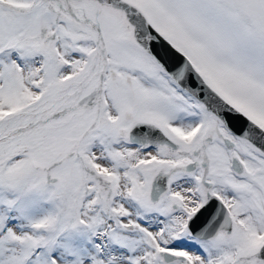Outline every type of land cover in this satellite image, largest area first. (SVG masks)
I'll return each instance as SVG.
<instances>
[{
	"label": "snow or ice",
	"instance_id": "1",
	"mask_svg": "<svg viewBox=\"0 0 264 264\" xmlns=\"http://www.w3.org/2000/svg\"><path fill=\"white\" fill-rule=\"evenodd\" d=\"M0 264H264V0H0Z\"/></svg>",
	"mask_w": 264,
	"mask_h": 264
}]
</instances>
